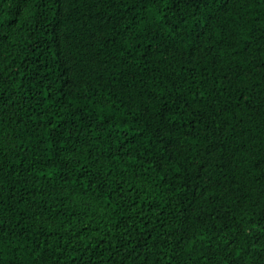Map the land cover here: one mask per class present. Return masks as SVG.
I'll return each mask as SVG.
<instances>
[{
  "label": "trees",
  "instance_id": "1",
  "mask_svg": "<svg viewBox=\"0 0 264 264\" xmlns=\"http://www.w3.org/2000/svg\"><path fill=\"white\" fill-rule=\"evenodd\" d=\"M0 264H264V0H0Z\"/></svg>",
  "mask_w": 264,
  "mask_h": 264
}]
</instances>
